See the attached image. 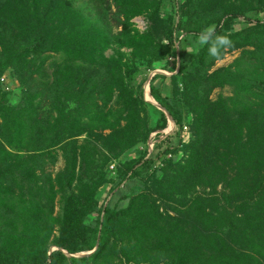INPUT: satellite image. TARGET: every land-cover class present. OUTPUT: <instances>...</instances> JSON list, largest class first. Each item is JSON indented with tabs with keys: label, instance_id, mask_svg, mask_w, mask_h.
<instances>
[{
	"label": "trees",
	"instance_id": "obj_1",
	"mask_svg": "<svg viewBox=\"0 0 264 264\" xmlns=\"http://www.w3.org/2000/svg\"><path fill=\"white\" fill-rule=\"evenodd\" d=\"M113 2L116 34L109 1L0 0V77L11 70L21 88L11 105L0 82V264H264V0ZM139 15L142 33L131 22ZM207 25L233 41L219 59L242 49L231 64L211 70L218 59L206 48L186 57L172 47ZM167 56L177 71L166 68L170 99L153 85L165 75L150 80L162 108L151 126L139 77ZM225 86L231 95L210 99ZM167 115L176 129L164 136ZM148 141V156L117 163L109 192L141 187L124 207L99 205L109 162Z\"/></svg>",
	"mask_w": 264,
	"mask_h": 264
},
{
	"label": "rangeland",
	"instance_id": "obj_2",
	"mask_svg": "<svg viewBox=\"0 0 264 264\" xmlns=\"http://www.w3.org/2000/svg\"><path fill=\"white\" fill-rule=\"evenodd\" d=\"M105 1H109V4H111V8H110V11L108 13V19H109V22L113 25L112 26V33L116 34L120 30V26L115 24L116 22L114 19V12L116 11V7L114 5L113 0H105ZM163 7H164V10H168V9L172 8L169 5V3H167V2L163 5ZM120 18L122 19V17H120ZM131 22L133 23V26L137 29V31H139L140 33L144 32L146 27H147V19L145 18L144 15L134 16L131 19ZM241 24H242V21L240 19L234 25V28L239 29ZM180 37H179V39H180ZM197 37L189 36L186 41L180 40V42L178 44H174L172 47L179 49L181 51V53L185 54V56L188 57V55L190 53L196 52L199 48L196 44ZM163 41L165 43H167V41L165 39H163ZM116 48H117V45L113 44L111 46V48H108L104 51V55L105 56L113 55ZM241 50L242 49L226 51V53L223 55V57L221 59H218L214 62L213 66L211 67V70H214L216 68L224 67V66L231 64L234 61V59L240 55ZM119 51L125 53L126 62H130L132 60V56L130 55L131 48L120 47ZM177 65H178V58L174 59L171 56H167V57L163 58L162 60L154 62L153 69L152 70H146L139 77V80L142 79V83H143L142 87L144 90V96H145L146 100L153 104V107L148 106V110H147L148 122L151 126L155 125V121L158 117V110H162V109L158 108L157 103L148 94V87H149L150 80L153 77V75L156 73H161V74L165 75V78L155 79L153 81V85L158 88L162 97L170 99L171 90H172L171 82H170V76L172 73L170 71H168L167 69L175 68L174 72H176L177 71ZM45 66H47V64H45ZM47 70H48V68H47ZM9 73H12V71L7 70V72H5L3 74V75L8 76V78H9V80H8L9 90H11V92L8 93L6 95V97H7V101L9 104L16 105L20 101L19 99H20L21 88H20L19 82L16 80V78L14 76L10 77ZM36 78L37 79L34 82H32V83L29 82V84L31 86L34 85V89H36V90L43 88V84L39 79L40 77L37 76ZM219 95H222V96L231 95V88L229 86H225L224 88L213 89V91L210 94V99L215 100L218 98ZM38 99H40L41 110H45L48 107V102L45 101L44 99H42L41 97H39ZM184 115H185V113H184ZM169 124L170 123H168L167 127L163 131L168 130ZM175 129H176V127L173 128V126H172V131H174ZM190 135H191V133H190ZM152 137H155V136H153V134L151 133L150 138H152ZM171 140H172V142H176V137H172ZM145 145L146 144L138 143L137 145L131 147L129 150H126L122 155L119 156L118 159L112 160L115 162V168L112 172L108 170V167H106L107 172H108L107 175H108V178L110 180H108L104 185L99 187L98 190L96 191V199H97L99 205L109 201L111 206L124 207L128 203V199H129L130 194L133 192H136L137 191L136 189L137 188L139 189L141 187V183H139L136 180L126 181L125 184H122L121 187L116 189L112 194H110V192H109V189L112 187L114 182H116L115 181V176H116L115 173H116L117 163L121 164L125 160L137 158L141 154V152L145 149ZM13 149L11 151L16 152ZM62 166H63V161H62L61 157L59 156L57 162L54 165L47 166L46 170H47V172H50L51 175L53 176V175H55V173L59 169L62 168ZM219 188H220V186H218V189ZM59 212H60L59 197L56 196V198L54 200L53 214L57 215V214H59ZM54 233H55V231H54Z\"/></svg>",
	"mask_w": 264,
	"mask_h": 264
},
{
	"label": "clouds",
	"instance_id": "obj_3",
	"mask_svg": "<svg viewBox=\"0 0 264 264\" xmlns=\"http://www.w3.org/2000/svg\"><path fill=\"white\" fill-rule=\"evenodd\" d=\"M196 44L200 48H206L207 55L213 59H219L223 50L233 47L230 36L217 32L215 25L203 27L198 34Z\"/></svg>",
	"mask_w": 264,
	"mask_h": 264
},
{
	"label": "built area",
	"instance_id": "obj_4",
	"mask_svg": "<svg viewBox=\"0 0 264 264\" xmlns=\"http://www.w3.org/2000/svg\"><path fill=\"white\" fill-rule=\"evenodd\" d=\"M9 78L7 75H2L0 77V82L2 83V85L4 86V88L6 90H9V82H8ZM172 126L173 128H175L174 124L170 123L169 126H168V130L167 131H163V134L164 136L169 134L171 131H172ZM153 136H155V133H152ZM151 136V135H150ZM153 138V137H152ZM190 138V132H189V129L186 125H183L180 132H179V136H178V139L182 142V143H186L188 142ZM145 148H147V156L150 154L152 148H153V142L152 141H148L145 145ZM183 156L182 152L179 151L177 154H173L171 152L167 153L165 156H164V159H173V158H176V159H180L181 157ZM162 165V161L161 160H157L155 162V167H159ZM108 167V170L109 171H113L114 168H115V162L114 161H111L109 162V164L107 165Z\"/></svg>",
	"mask_w": 264,
	"mask_h": 264
},
{
	"label": "water",
	"instance_id": "obj_5",
	"mask_svg": "<svg viewBox=\"0 0 264 264\" xmlns=\"http://www.w3.org/2000/svg\"><path fill=\"white\" fill-rule=\"evenodd\" d=\"M157 106H158V108H160V109H162L158 104H157ZM167 118H168V123H173V121H172V119L170 118V116L169 115H167ZM174 124V123H173ZM95 249V248H94ZM93 249V250H94ZM92 250V251H93ZM92 251H90V252H87V253H82L81 255H85V254H89V253H91ZM75 256H79L78 254L77 255H75Z\"/></svg>",
	"mask_w": 264,
	"mask_h": 264
}]
</instances>
